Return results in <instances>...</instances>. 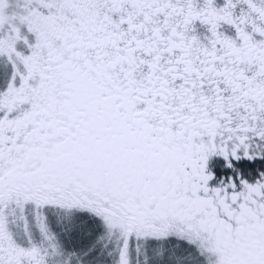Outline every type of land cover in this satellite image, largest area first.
Segmentation results:
<instances>
[{
  "label": "snow or ice",
  "instance_id": "obj_1",
  "mask_svg": "<svg viewBox=\"0 0 264 264\" xmlns=\"http://www.w3.org/2000/svg\"><path fill=\"white\" fill-rule=\"evenodd\" d=\"M0 264H264V0H0Z\"/></svg>",
  "mask_w": 264,
  "mask_h": 264
}]
</instances>
